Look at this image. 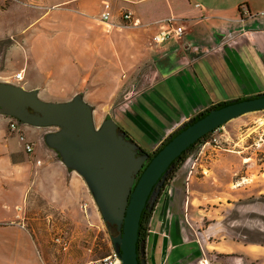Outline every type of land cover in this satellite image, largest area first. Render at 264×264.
<instances>
[{
	"label": "crops",
	"instance_id": "obj_1",
	"mask_svg": "<svg viewBox=\"0 0 264 264\" xmlns=\"http://www.w3.org/2000/svg\"><path fill=\"white\" fill-rule=\"evenodd\" d=\"M24 1L30 4L0 1V41L9 42L1 53L0 81L38 90L42 99L51 101L71 98L62 90L88 88L82 94L93 106L98 103L94 88L112 93L122 85L113 76L132 75L140 64L152 60L154 82L121 106L115 117L145 152L153 153L179 124L210 106L264 93V0H110L115 24L121 22L122 9L131 10L139 20L137 26L122 28H107L98 20L104 0ZM171 16L184 27L183 35L155 44L153 35ZM19 72L22 79L16 78ZM169 80L170 85L184 86L186 98L192 86L197 93L206 92L209 83L226 86L222 95L191 103L188 113H181L146 143L143 136L153 127L145 100L160 105L159 97L148 91ZM244 81L254 84L253 91H245ZM8 124L9 118L0 114V264H41L32 236L35 230L25 223L28 190L50 202L59 200L68 167L43 147L36 135L40 127L22 123L27 139L35 142L34 152L28 153ZM171 186L164 187L149 212L140 246L147 264H250L243 255L208 253L188 228L185 201L172 193Z\"/></svg>",
	"mask_w": 264,
	"mask_h": 264
},
{
	"label": "rangeland",
	"instance_id": "obj_2",
	"mask_svg": "<svg viewBox=\"0 0 264 264\" xmlns=\"http://www.w3.org/2000/svg\"><path fill=\"white\" fill-rule=\"evenodd\" d=\"M8 43V40L0 41V67L1 53ZM152 67V60H147L132 75L113 76L122 85L112 93H103L98 88L92 90L98 99L93 105L96 126L106 118L115 120L121 106L152 85L155 80ZM113 78H108V82ZM170 83L172 80L148 91L147 95L159 97V107L144 99L148 103L145 111L147 109L151 115L148 122L153 127L145 133L148 138L143 136L146 143L153 142V138L178 120L181 113H188L191 103L200 104L210 94L222 95V87L226 86V83L218 86L209 83L206 92L201 93L195 92L192 86L186 98L184 86ZM244 84L248 89L245 91H253L254 84L247 81ZM87 91L88 88L81 92L62 90V93L72 98L75 93ZM227 92L230 93V89ZM119 125L126 124L119 120ZM183 125L179 124L174 132ZM37 130H40L36 135L43 147L60 158L58 152L45 142V135L56 128L40 127ZM131 131L148 147L139 140L135 130ZM214 137L217 141H213ZM169 176L170 180H167ZM167 178L172 193L185 201L184 220L188 228L208 253L243 255L250 264H264V110L242 115L225 123L222 130L212 132L207 141L187 155L180 168L169 172ZM61 179L66 189L57 201L50 202L48 197H40L33 190H28L27 194L25 223L28 229L35 230L32 236L41 264H87L92 259L110 254L114 250L111 237L117 230L104 221L86 181L68 168L66 176Z\"/></svg>",
	"mask_w": 264,
	"mask_h": 264
},
{
	"label": "water",
	"instance_id": "obj_3",
	"mask_svg": "<svg viewBox=\"0 0 264 264\" xmlns=\"http://www.w3.org/2000/svg\"><path fill=\"white\" fill-rule=\"evenodd\" d=\"M263 110L264 93L231 100L184 124L155 155H139V144L118 131L113 118L96 126L94 108L82 93L69 100L48 101L38 90L0 81L1 115L35 127L56 128L45 135V142L66 167L83 177L104 221L115 226L117 233L111 238L122 264H147L141 258V220L154 208L174 162L225 123Z\"/></svg>",
	"mask_w": 264,
	"mask_h": 264
},
{
	"label": "built area",
	"instance_id": "obj_4",
	"mask_svg": "<svg viewBox=\"0 0 264 264\" xmlns=\"http://www.w3.org/2000/svg\"><path fill=\"white\" fill-rule=\"evenodd\" d=\"M0 1L3 3L20 2L25 5L30 4L29 2H26L24 0H0ZM102 5H103L102 11L98 16V20L103 24H106L111 27L117 26L119 28L137 26L139 24V20L134 17V13L129 9L121 10L120 13L121 22L115 24V22H113L112 5L110 0H104ZM184 30L185 29L179 23L178 18L171 16L167 20H165V22L162 25H160L159 30L153 35L152 41L155 44H161L172 37H181L184 33ZM16 78L22 79V73L21 72L17 73ZM8 118H9V124H8L9 131L11 133H18L19 140L23 143L26 152L33 153L34 143L29 141L26 135L21 130L22 123L14 117H8ZM222 128L223 126L219 127L218 129L215 130V132L222 130ZM213 141H217V138L214 137ZM87 264H122V262L117 252L113 250L110 254L97 259H92Z\"/></svg>",
	"mask_w": 264,
	"mask_h": 264
},
{
	"label": "trees",
	"instance_id": "obj_5",
	"mask_svg": "<svg viewBox=\"0 0 264 264\" xmlns=\"http://www.w3.org/2000/svg\"><path fill=\"white\" fill-rule=\"evenodd\" d=\"M241 99V98H240ZM230 101L228 102H220L218 104H215L213 106H210L209 108L205 109L204 111L202 112H199L198 114H196L195 116H193L192 118L189 119L188 122H186L185 124H189L190 122L192 121H195L197 120L199 117H201L202 115L206 114L208 111H210L211 109H214V108H217V107H221L223 105H226L227 103H229ZM215 131V130H214ZM213 131V132H214ZM212 132H210L209 134H207L206 136L202 137L201 139H199V141H197L195 144H193L187 151H185L181 157H179L175 162H174V165L173 167L171 168L170 172H175L176 169L180 168L181 165L183 164V162L185 161L187 155L193 151V150H197L205 141H207L208 137L210 136ZM175 132L172 134L174 135ZM169 138H167L162 144L161 146L156 149L153 153H152V156L155 155L167 142H168ZM145 152V151H144ZM170 177L169 176L167 178V180H170ZM169 184V182L167 183L166 182V185ZM149 218V214L147 216H143L142 220H141V223H142V226H141V231H140V235L143 236L144 235V230H145V226L147 224V220ZM144 224V225H143ZM143 230V231H142Z\"/></svg>",
	"mask_w": 264,
	"mask_h": 264
},
{
	"label": "flooded vegetation",
	"instance_id": "obj_6",
	"mask_svg": "<svg viewBox=\"0 0 264 264\" xmlns=\"http://www.w3.org/2000/svg\"><path fill=\"white\" fill-rule=\"evenodd\" d=\"M8 117H10V116H8ZM118 131H123L119 126H118ZM126 138L127 139H129V140H132V141H134L133 139H131L128 135L126 136ZM145 150H143L142 148H140L139 150H138V154L140 155V154H142V152H144ZM150 155L152 156V153H150ZM149 210H147L146 212H145V214H144V218H145V216H147L148 214H149ZM144 225V224H143ZM111 226H114V225H110L109 227H111ZM115 227V226H114ZM143 231V230H142ZM142 238H143V236H141L140 235V246H141V241H142Z\"/></svg>",
	"mask_w": 264,
	"mask_h": 264
}]
</instances>
